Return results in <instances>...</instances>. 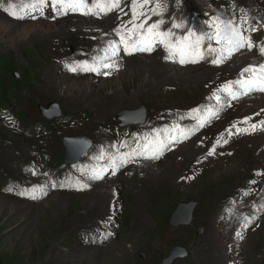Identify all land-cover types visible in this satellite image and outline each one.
I'll return each mask as SVG.
<instances>
[{
	"label": "rangeland",
	"instance_id": "374dc122",
	"mask_svg": "<svg viewBox=\"0 0 264 264\" xmlns=\"http://www.w3.org/2000/svg\"><path fill=\"white\" fill-rule=\"evenodd\" d=\"M232 1L234 17L227 11ZM85 3L92 7L93 0ZM157 3L159 15L151 11ZM132 8V0L106 13L61 11L53 0H0V54L10 59L3 76L17 83L5 85L10 94L0 111L1 252H16L21 264H159L181 247L168 264H264V99L233 100L220 91L232 82V91L242 92L235 82L252 75L243 70L264 64V0H150L134 22ZM160 20L157 30L172 33L166 43L217 31L221 42L205 38L197 63L181 64L178 54L165 59L161 43L127 54L125 42ZM214 21L223 23L217 29ZM234 27L253 49L233 55L249 54L254 63L228 65L233 55L211 63L218 53L209 46L219 52L224 41H235ZM139 55L144 59L126 64ZM115 92L120 96L110 101ZM50 101L60 113L46 118L38 105ZM138 105L141 122L117 123L120 110ZM243 117L245 129L256 130L231 137ZM79 134L91 145L64 162L62 137ZM161 147L163 154L151 158ZM179 202L191 206L188 221L170 224Z\"/></svg>",
	"mask_w": 264,
	"mask_h": 264
},
{
	"label": "snow or ice",
	"instance_id": "6c2138e0",
	"mask_svg": "<svg viewBox=\"0 0 264 264\" xmlns=\"http://www.w3.org/2000/svg\"><path fill=\"white\" fill-rule=\"evenodd\" d=\"M46 2V0H37V3L40 5H43ZM150 2V0H132L133 8V22L138 19L141 15H143V12L138 11V9H143L145 5H147ZM54 5H58L59 9L61 11L65 10H77L79 8H87V12L92 13L93 9H98L100 13H106L110 12L114 9H117L120 7V0H93L92 7H88L85 3V0H53ZM66 6V8H65ZM151 11H153L155 14H160V6L159 3H157L156 7L152 8ZM12 15H15V13H11ZM17 18H23V17H17ZM34 18V17H32ZM164 23L163 20L157 21L156 23H153L149 25L147 29V34L144 36L143 39L136 41V43L128 45L127 42H125V49L127 51V54L131 55L133 52H151L153 50V45L157 42L155 38H159V43L165 44L166 48L169 51L168 56L165 57V59H173L177 54L179 55V63L184 64L187 62L191 63H197L199 60L204 59V54L200 50V45L202 41L206 38L211 42L212 39H216L217 43L221 42V38L219 37V32L217 31L214 35L210 36H196L195 33L189 32L187 35L182 37L181 39H178L175 44L172 43H166V40L168 37L172 35L171 31L168 32H162L158 31L159 25ZM219 23H223V21L215 22L214 24L216 28H219ZM229 24L232 22L229 21ZM143 23L140 25H136L133 23V28H142ZM174 28L181 27L180 24H173ZM256 29L253 28L252 31H255ZM234 33L237 36V39L235 41L227 40L224 41V43L227 45V47L221 49L219 52L216 48H212L209 46L208 51L211 53H218L216 55V58L211 61L213 64H221L225 60L229 59L233 54L238 52L241 49L247 48L248 50L253 49V43L245 36H242L239 34V31L237 28L234 27L233 29ZM195 37V39H193ZM123 40V38H122ZM192 50H195L194 52ZM259 51L261 55H264V46L259 48ZM117 53L113 52L112 55H116ZM191 54L193 58L186 60L185 56ZM103 68H114L116 67L115 64H102ZM72 71H77V68H71ZM84 70L87 71H97V67H87L84 66ZM244 72H251V77L246 81H236L235 83L240 84L243 88L242 92H233L231 88L232 82H230L228 85L223 86L220 91L228 93L233 100L238 99L242 95H249L252 92H261L264 93V64L259 65V71H257L253 67L245 68L243 70ZM110 73L104 72L103 75H109ZM217 101L220 100L219 96H216ZM211 112V110H209ZM212 116L217 115L216 112H211ZM246 120L248 118H245ZM261 126H264V121L260 122ZM200 127H203V123L199 125ZM257 128V125L253 124L250 126L249 129H238V131H255ZM183 138H187V136H184L183 133H181ZM176 141V138L173 137V142ZM227 142V141H225ZM164 147H161L160 149H157L156 152L152 154L151 158H159L160 155L163 154ZM211 154V152L209 153ZM128 160L121 159L120 163H127ZM119 167V165H117ZM93 179H101L103 178L100 174H96L92 177ZM81 187H87V184L81 185ZM27 194V193H22ZM35 198V197H33ZM247 226V225H245Z\"/></svg>",
	"mask_w": 264,
	"mask_h": 264
},
{
	"label": "water",
	"instance_id": "95a60500",
	"mask_svg": "<svg viewBox=\"0 0 264 264\" xmlns=\"http://www.w3.org/2000/svg\"><path fill=\"white\" fill-rule=\"evenodd\" d=\"M38 110L43 115V117L49 118L54 117L60 113V108L57 106V104L53 101L48 102L45 106L38 105ZM124 110H120L116 114L117 123L118 124H125V123H131V122H139L144 119V109L143 105H138V107L135 108V110L129 112H125ZM121 114V115H120ZM133 114V116H127ZM62 145H63V154H62V160L67 163L75 162L79 159V157L88 149V147L91 145V140L85 136V135H75V136H64L62 137ZM177 207H180L181 215L179 217L173 216V212L171 214V217L169 219L170 224H176V223H185L188 221L189 215H190V206L188 205V202L183 203L179 202L176 204L175 209ZM174 209V210H175ZM182 219V220H181ZM181 221V222H180ZM183 254V250L178 247H174L170 254L164 258L159 264H165L168 261L173 260L177 256H181Z\"/></svg>",
	"mask_w": 264,
	"mask_h": 264
},
{
	"label": "trees",
	"instance_id": "16d2710c",
	"mask_svg": "<svg viewBox=\"0 0 264 264\" xmlns=\"http://www.w3.org/2000/svg\"><path fill=\"white\" fill-rule=\"evenodd\" d=\"M10 65V59L5 54H0V111L2 110V105L5 100V96L10 94L5 91V85L9 82L10 90H12L16 86V81H11L9 78H5L3 72L7 70L6 66ZM33 66H25L27 74L31 73L33 70ZM253 174V173H252ZM250 178L246 179L243 184H246ZM242 185V184H241ZM241 188V187H240ZM19 255L16 252H1L0 250V264H21Z\"/></svg>",
	"mask_w": 264,
	"mask_h": 264
},
{
	"label": "bare ground",
	"instance_id": "6f19581e",
	"mask_svg": "<svg viewBox=\"0 0 264 264\" xmlns=\"http://www.w3.org/2000/svg\"><path fill=\"white\" fill-rule=\"evenodd\" d=\"M234 7H237V5H236V3L234 2V1H232L231 3H230V8L227 10V11H229V10H232ZM92 27V26H91ZM103 39V38H102ZM101 39V40H102ZM157 40V42H158V39H156ZM98 43H99V41H98ZM100 44H101V42H100ZM99 45V44H98ZM107 45V44H106ZM103 48V47H102ZM105 51V50H104ZM238 52H236L235 54H237ZM234 54V55H235ZM164 55V54H163ZM232 56V59L231 60H229V63H228V65H230L231 63H233L234 61H238V60H244V62L242 63V64H245V63H249V62H253V60L256 58V57H254V56H250L249 54H242V55H236V56ZM118 59V58H117ZM141 59H144V57L142 58V56H133L131 59H127L126 60V64H130V61L132 60V61H134V60H137V62H139V61H141ZM131 61V62H132ZM114 62V61H113ZM113 62H111V63H113ZM117 63V62H116ZM254 63V62H253ZM120 64V63H119ZM119 64H117V65H119ZM246 73V72H245ZM248 73V72H247ZM105 76V75H104ZM251 94H254V93H251ZM251 94H249V96L248 95H244V99H246V97L248 96V98L249 99H251L252 101L254 100V101H258V100H263L264 99V96H260V97H256L255 95H251ZM264 95V94H263ZM120 95H118V94H116V92H115V94H111L110 95V97L108 98L110 101L111 100H114L115 98H117V97H119ZM121 98V97H120ZM124 99L123 98H121V99H119L117 102H122ZM116 102V101H115ZM243 114H245V112L243 113ZM127 116H133L132 114H130V115H127ZM139 122H141V121H139ZM131 123H138V122H131ZM125 124H127V123H125ZM143 162H145V161H143ZM191 207V206H190ZM191 210V209H190ZM181 215V212H180V210L175 214V217H179ZM179 219H180V217H179ZM182 220V219H181ZM181 222V221H180ZM237 236V233H235V232H233V234H232V239H234L235 240V238L234 237H236ZM239 236V238H237V239H240V238H242L243 237V235H238ZM221 254L223 253V251H221L220 252ZM222 256H224V255H222ZM172 261V260H171ZM171 261H168V262H166L165 264H168V263H170ZM222 263H224V261H222ZM225 264H228V259L225 261Z\"/></svg>",
	"mask_w": 264,
	"mask_h": 264
}]
</instances>
